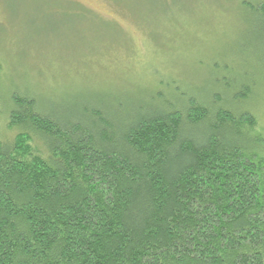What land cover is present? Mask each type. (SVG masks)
<instances>
[{
    "label": "trees",
    "instance_id": "obj_1",
    "mask_svg": "<svg viewBox=\"0 0 264 264\" xmlns=\"http://www.w3.org/2000/svg\"><path fill=\"white\" fill-rule=\"evenodd\" d=\"M242 5L264 69V0ZM242 89L76 109L13 92L0 264H264V137Z\"/></svg>",
    "mask_w": 264,
    "mask_h": 264
},
{
    "label": "rangeland",
    "instance_id": "obj_2",
    "mask_svg": "<svg viewBox=\"0 0 264 264\" xmlns=\"http://www.w3.org/2000/svg\"><path fill=\"white\" fill-rule=\"evenodd\" d=\"M243 1L261 0H0V137L16 132L13 92L76 109L90 95L129 105L157 89L222 97L244 85L232 105L264 137L262 35Z\"/></svg>",
    "mask_w": 264,
    "mask_h": 264
}]
</instances>
